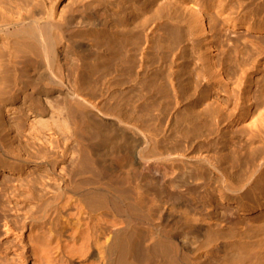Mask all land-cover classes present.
Returning <instances> with one entry per match:
<instances>
[{
  "label": "bare ground",
  "instance_id": "obj_1",
  "mask_svg": "<svg viewBox=\"0 0 264 264\" xmlns=\"http://www.w3.org/2000/svg\"><path fill=\"white\" fill-rule=\"evenodd\" d=\"M15 1L24 0H6ZM154 1L133 0L132 7L127 0L116 1L123 34L118 41L125 53L118 60L128 68L118 69L125 78L108 84L112 69L105 66L104 49L97 54L105 64L100 73L76 63L64 73L58 63L59 41L92 49L69 35L74 27L89 24L85 15L70 11L63 24L50 11L40 22L43 9L34 3L27 15L17 11L15 19L0 17L9 60L34 55L28 61L18 59L16 77L25 75L47 86L46 91L62 93L51 102L28 96L13 125L0 120V167L16 178V183L4 180L0 187V264H137L138 259L142 264H264V149L253 145L255 133L235 127L240 116L249 115V107L264 110V91L226 110V99L218 95L230 96V86L207 82L202 87L193 82L198 75L188 66L174 72L172 61H164L170 43L162 53L157 37L152 40L160 53L156 56L152 42L153 51L146 55L152 72L145 73L156 80L140 82L130 68L139 34L157 17L170 22L175 17L172 0L160 4L165 11ZM83 4L96 14L90 0ZM138 9L141 13L133 15ZM30 15L36 17L25 24ZM112 26L110 59L116 55ZM199 29L204 31L202 23ZM37 56L44 59L48 74L35 69ZM154 56L167 64L155 69ZM140 101L149 104L141 107L145 102ZM163 111L172 114L164 132L159 129ZM105 144L117 152L112 162L100 156L99 146ZM71 150L75 155L67 161ZM9 211L14 218L7 217Z\"/></svg>",
  "mask_w": 264,
  "mask_h": 264
},
{
  "label": "rangeland",
  "instance_id": "obj_2",
  "mask_svg": "<svg viewBox=\"0 0 264 264\" xmlns=\"http://www.w3.org/2000/svg\"><path fill=\"white\" fill-rule=\"evenodd\" d=\"M92 1L93 3H91ZM110 1L90 0V4L91 5L93 4L92 6L89 5L91 11L96 13V14H92L91 12L88 11L86 7H84L85 4H83V2L88 3L89 0L88 1L87 0L86 1L85 0H27V1L24 0L22 1V4L16 3L19 1H15L14 3H8L6 2V0H1L0 3L2 4V7L0 8V11L2 12H0V17L4 16L15 19L19 15L17 11H19L20 13H25L27 15V9L35 5L34 3H37L38 5L37 4L36 5L40 6L41 9H43L42 16L38 20L40 22H43L48 18V14L50 11L52 12V15L55 17V20L63 24H64L63 18H65L67 13H69L70 11H72L70 13L85 15L89 21L88 22L89 24H87V26L83 28L74 27L73 30H71L72 33L70 32L69 35L72 34L75 38H79L80 41L83 40V42L92 46V49L90 48L77 49L73 47L71 44H69L66 40L59 41L57 43V48H56L58 55L57 57L58 63L61 66L64 73H66L67 66L75 63L83 67L85 70H88L89 66L90 67L92 66L94 70H96L98 73L104 70L103 67L106 66L108 68L109 66H111L112 68L110 67L109 69L110 70L112 69V74H110V76L111 75L112 76L111 77L108 76V71L106 76L107 84H108L111 81L114 80L121 81L122 78H125V76H119L120 74L118 73L121 72L122 69H123L122 71H124L125 68H126L125 70H127L128 68L127 64L121 63V60H118L121 59L119 54L122 57L123 55H125L124 51L121 50V46H119L120 42L118 41L123 37V34L121 33L122 27L119 24L120 20H118L120 17V16L118 17V15L121 12V8L119 5H117L118 3L117 4L115 3L116 1L118 2L120 0H116V1L112 0L114 4L113 3L110 4L109 3ZM167 1L155 0L154 6L159 8L160 11L162 10L165 11L166 9L163 5L166 6L167 3L166 4L164 3ZM171 2H173L172 5L175 6L174 10L176 8L175 11L177 12L176 13L175 11H173V16L175 14V17L173 18V20L171 19L172 22H170L167 19L169 23L168 24L167 20L164 17L162 19L157 17L156 19L159 20L158 22L155 19L156 23L153 22L149 24L147 28L143 30V33L141 32L139 34L140 46L136 47L135 51H132V53L135 52L133 55V58H135V60H133L134 61L133 66L131 65L130 68H132L131 70L133 73L136 71L138 72V76H140L138 77L140 78L139 79L140 82L145 84V83H149L150 82L149 80L152 81L156 80V79L153 80L149 73L148 74L150 76L148 75L149 76V77L147 76L148 78L145 75V73L147 72H152L149 71L152 66H147L149 60L147 59L146 55L150 51L152 52L153 50L154 53L155 52L158 53L159 52L158 50H160V48H161L160 52L165 53L166 51L168 52L169 50L168 47H170V50L171 49L172 50L169 51L168 53L167 52L165 53L166 59L164 58V61H166L167 63L168 62L170 63L172 61L170 64L174 72H177V68H181L184 70V66L185 67L188 66L186 69H193L192 70L193 73L194 72L196 73L195 74L192 73V74L194 76H196V74L198 75L196 76L197 79L192 76L193 82L194 80L195 82H197L196 80H198L199 82L197 83H200L199 85L202 87L207 82H209L210 84L225 82L227 83L228 86L231 87V88L229 87V89H231L232 91V94L230 93L231 94L230 96L229 94L224 92H221L218 95L219 98L226 99L227 101V104L225 106L226 110H229L232 104H234V102L237 107L241 104H244L247 98L253 100L255 99L254 96L259 95L260 93H262V91H264V0H172ZM127 3H129L131 7L132 5H135L133 0H127L126 4ZM136 3L138 5V2ZM162 3L163 5L161 6H163V9L160 6V4ZM112 10H114L115 13L114 15L116 17L114 15H111ZM116 12H118L119 14L116 15ZM140 13H141V9L134 10L132 12V14L135 16ZM161 14H163L162 16H164L163 12ZM198 16H200L201 18ZM34 17H36V15H30L24 20L25 21L24 23L27 24L31 22ZM112 18L116 21H114ZM199 18L201 20H199ZM177 19L178 21H176ZM183 19L189 20L190 23L188 22L189 24L185 25L187 23ZM162 20L163 23L165 22L164 25L165 24L168 25V26L165 25V28L162 23ZM112 21L119 23H117V25H114L115 27L113 28L112 25L114 24V22L112 23ZM200 23H202L204 31H201V29H199ZM118 25L120 26L119 28H117ZM109 26L110 28L112 26L113 29L116 28V32H114L115 30L112 29L114 32L113 37L114 38L116 37L114 39V45H115L114 47L116 48L114 51L116 53V55L114 56L115 60L113 58L110 59V55L108 52L109 41H110L109 38H111V35L110 37L108 36L110 29ZM172 26L173 29L171 30L173 31L170 30ZM177 26H179L180 29H177L176 28ZM186 26H189L190 30L189 27ZM182 29L185 30V32H187V29L189 31L186 34ZM118 30H120V32H117ZM120 33L122 34L121 36ZM134 34L135 33H133L131 37H135L136 35ZM181 34L182 35L184 34L185 37H183L184 35L182 36ZM180 35L181 38L183 39L180 38ZM117 36L120 38L117 39ZM145 37L147 39H144ZM153 37L154 38L159 37L160 39L158 38L159 39L158 41L156 38V42L162 43L160 44V47H158L159 48L158 50L156 49L157 45L154 43L155 41L153 42L152 40ZM7 41H8L7 35H5L4 33L2 34L0 33V120L6 121L8 125L9 124L13 125V123H15L16 120L15 117L19 115L20 111H22L21 110L22 107H20L21 103H26L28 101V96H37L39 97V99H42L44 102H48V101L51 102V100L53 99H60L62 97V93L58 89L46 91V89H48L47 86L38 84L33 80H31L30 78L26 77L25 75L18 74V76L16 77L15 66H20L21 65L20 62L22 61V59L23 61L34 59L33 58L34 55L31 56V54H29L30 55L29 56L25 54L26 56H24L23 54L22 55L23 57L19 55L22 58L17 56L15 57L14 61L9 60V56L7 55V48H6ZM166 41L169 42H167V44L164 45ZM152 42L155 44L153 46L154 49L151 47L153 45ZM149 43H151L150 47H149ZM168 43H170V45ZM166 46L168 47L166 48V51H164ZM100 49H104L107 52V60L105 62L106 65L102 63L101 58L97 56V54L100 52ZM117 56H119L120 58ZM156 56H154V59L157 58ZM18 59L21 61H19ZM35 60H36L35 69L39 68L37 69L39 71L43 69L44 71L42 70L41 72L44 74H48L49 69L46 68L47 65L44 59L40 56H37ZM156 60L157 61H155L156 63L154 64V66H156L155 69H157L158 66H162L166 63V62L161 63V61L158 58ZM111 62H114L115 64ZM116 62L119 63L116 65ZM159 63L160 65H158ZM123 65H125L126 67H123ZM115 68H117L116 69L117 71L114 74ZM46 69L47 71L45 72ZM118 69H120L119 72ZM199 72H201L200 75L198 74ZM113 75L115 78L113 77ZM144 75L145 77L143 78ZM182 77H185V75H183ZM102 79H104V77L102 76L99 78V80L97 78L98 82H100ZM165 82L168 81L165 79ZM172 82H176V79H173ZM7 88L8 91L4 93V90ZM140 102L143 103L145 101H140ZM147 103L149 104V101L143 103L144 105L141 103L139 105L143 107L146 106ZM155 104H157V102ZM112 106L113 105L110 106V103H107V107H112ZM235 110H237V108H235ZM25 111L26 113L29 112V110H27L26 108ZM156 112L157 111H153L154 116ZM167 112L161 116L164 119L161 121V125H160L161 128L159 126V129L162 132L167 130L169 118L172 117L171 112L170 113L169 111ZM263 112L264 110L262 108H256L255 106L254 107L251 106L248 108V112H247V114L249 115L240 116L237 124L235 125L236 128H240L243 131L247 130L255 133L257 136L254 139L253 145L257 146L259 149H264V113ZM259 116L260 117L263 116L262 119ZM40 117L43 116H38L35 119ZM44 117L46 118V116ZM31 118L32 115L29 119ZM259 118L262 120V122L259 120ZM257 120L260 122L258 123ZM7 124H5V128H8ZM11 130H15V128H13L12 126L10 131ZM71 152L72 150L67 151L68 154L66 158L67 161H69L70 157L75 155V152L73 154H71ZM99 153L102 160L105 163H107V161L108 162L114 161L117 155V152L114 151L112 147L107 146V144L99 146ZM197 154L198 153L195 154V157H197ZM66 163L67 162H64L63 165H65ZM27 165L33 167L34 164L27 163ZM9 179L11 180V182L13 181L12 183H16L15 182L16 178L14 177V175L11 174L10 171L7 170L6 168L0 167V187L4 184L3 183L4 180H6V183H8L7 180ZM12 214L13 211L12 212L9 211L7 217L14 218V215ZM10 222L13 223L12 220ZM1 235H4L2 221H0V236ZM142 262L143 260L140 259L136 261L137 264H142Z\"/></svg>",
  "mask_w": 264,
  "mask_h": 264
}]
</instances>
